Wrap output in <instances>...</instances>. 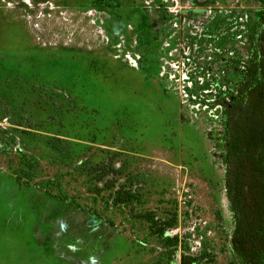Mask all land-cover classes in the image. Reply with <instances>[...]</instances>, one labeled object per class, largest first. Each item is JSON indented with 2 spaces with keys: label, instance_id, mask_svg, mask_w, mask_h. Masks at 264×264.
<instances>
[{
  "label": "rangeland",
  "instance_id": "374dc122",
  "mask_svg": "<svg viewBox=\"0 0 264 264\" xmlns=\"http://www.w3.org/2000/svg\"><path fill=\"white\" fill-rule=\"evenodd\" d=\"M256 8L0 0V264H243L226 106Z\"/></svg>",
  "mask_w": 264,
  "mask_h": 264
},
{
  "label": "trees",
  "instance_id": "16d2710c",
  "mask_svg": "<svg viewBox=\"0 0 264 264\" xmlns=\"http://www.w3.org/2000/svg\"><path fill=\"white\" fill-rule=\"evenodd\" d=\"M253 1L251 51L236 97L226 106L225 183L235 219L233 250L243 264H264V0ZM133 198L118 192L115 202L126 204ZM149 222L154 224V218Z\"/></svg>",
  "mask_w": 264,
  "mask_h": 264
},
{
  "label": "built area",
  "instance_id": "2783aa9c",
  "mask_svg": "<svg viewBox=\"0 0 264 264\" xmlns=\"http://www.w3.org/2000/svg\"><path fill=\"white\" fill-rule=\"evenodd\" d=\"M176 25L178 26V23H177V22L175 23V26H176Z\"/></svg>",
  "mask_w": 264,
  "mask_h": 264
},
{
  "label": "flooded vegetation",
  "instance_id": "af4514ba",
  "mask_svg": "<svg viewBox=\"0 0 264 264\" xmlns=\"http://www.w3.org/2000/svg\"><path fill=\"white\" fill-rule=\"evenodd\" d=\"M176 23V22H175ZM177 26V25H176Z\"/></svg>",
  "mask_w": 264,
  "mask_h": 264
}]
</instances>
